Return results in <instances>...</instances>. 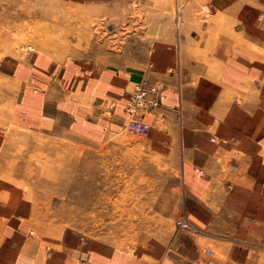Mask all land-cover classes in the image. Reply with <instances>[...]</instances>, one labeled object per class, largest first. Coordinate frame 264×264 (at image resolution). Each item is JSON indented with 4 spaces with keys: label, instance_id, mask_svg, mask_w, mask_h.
Wrapping results in <instances>:
<instances>
[{
    "label": "crops",
    "instance_id": "obj_1",
    "mask_svg": "<svg viewBox=\"0 0 264 264\" xmlns=\"http://www.w3.org/2000/svg\"><path fill=\"white\" fill-rule=\"evenodd\" d=\"M173 1L182 17L150 42L143 62L32 57L29 69L45 94L27 88L23 101L30 124L79 135L88 111L89 132L100 138L126 122L132 83L158 80L162 102L140 117L150 123V152L163 160L158 170L177 176L173 217L185 211L196 232L158 226L132 243L94 237L85 244L75 231L50 232L30 192L0 176V264H264V0ZM88 74L99 76L96 84L80 88L71 105L51 98L64 91L59 77L68 84Z\"/></svg>",
    "mask_w": 264,
    "mask_h": 264
},
{
    "label": "rangeland",
    "instance_id": "obj_2",
    "mask_svg": "<svg viewBox=\"0 0 264 264\" xmlns=\"http://www.w3.org/2000/svg\"><path fill=\"white\" fill-rule=\"evenodd\" d=\"M174 4L173 0L147 4L0 0V176L30 192L35 214L50 232L75 231L85 244L94 237L132 243L147 228L175 226L177 176L171 170H158L163 160L150 152L147 133H134L124 123L96 138L89 132L88 111L82 115L83 135L75 128L30 124L28 104L23 101L29 97L27 88L45 94L29 69L32 57L139 64L150 42L182 17ZM81 77L72 76L68 84L59 77L58 86L64 91L58 88L59 95L51 98H66L71 105L76 94L85 93L80 88L91 89L99 78ZM29 115L42 116L34 111ZM184 229L196 232L194 225Z\"/></svg>",
    "mask_w": 264,
    "mask_h": 264
},
{
    "label": "built area",
    "instance_id": "obj_3",
    "mask_svg": "<svg viewBox=\"0 0 264 264\" xmlns=\"http://www.w3.org/2000/svg\"><path fill=\"white\" fill-rule=\"evenodd\" d=\"M163 98V86L158 81H148L146 79L133 84L124 106L127 114L126 127L137 134H146L150 128V123L140 117L141 112H154L161 104ZM201 171V170H200ZM176 227H192V222L185 211L180 212L175 220ZM208 251H210L207 248Z\"/></svg>",
    "mask_w": 264,
    "mask_h": 264
}]
</instances>
